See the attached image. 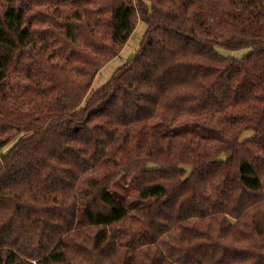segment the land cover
<instances>
[{"label":"trees","instance_id":"trees-1","mask_svg":"<svg viewBox=\"0 0 264 264\" xmlns=\"http://www.w3.org/2000/svg\"><path fill=\"white\" fill-rule=\"evenodd\" d=\"M0 264H264V0H0Z\"/></svg>","mask_w":264,"mask_h":264},{"label":"rangeland","instance_id":"rangeland-1","mask_svg":"<svg viewBox=\"0 0 264 264\" xmlns=\"http://www.w3.org/2000/svg\"><path fill=\"white\" fill-rule=\"evenodd\" d=\"M144 28H145L144 23L140 19L136 18L134 28L132 29L128 38L124 42L117 45L115 55L98 69L96 75L92 80L91 88H96L100 86L103 82H105L114 72V70L117 67L121 66L122 63L127 59V57L138 48ZM215 48L222 55L234 56V57L242 56L243 54L249 51V47L231 50L216 45ZM251 133H252L251 130H246L242 133L241 136L247 137ZM11 144L12 143L10 141L9 144H7L3 148V151L7 149Z\"/></svg>","mask_w":264,"mask_h":264}]
</instances>
